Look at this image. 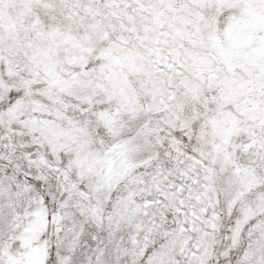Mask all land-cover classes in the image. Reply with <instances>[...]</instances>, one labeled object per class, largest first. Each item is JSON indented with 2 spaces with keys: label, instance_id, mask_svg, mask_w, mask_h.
<instances>
[{
  "label": "snow or ice",
  "instance_id": "6c2138e0",
  "mask_svg": "<svg viewBox=\"0 0 264 264\" xmlns=\"http://www.w3.org/2000/svg\"><path fill=\"white\" fill-rule=\"evenodd\" d=\"M0 264H264V0H0Z\"/></svg>",
  "mask_w": 264,
  "mask_h": 264
}]
</instances>
